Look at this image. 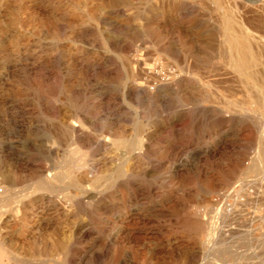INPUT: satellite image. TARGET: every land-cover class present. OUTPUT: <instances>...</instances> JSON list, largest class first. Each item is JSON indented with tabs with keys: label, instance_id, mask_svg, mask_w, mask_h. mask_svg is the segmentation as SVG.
<instances>
[{
	"label": "rangeland",
	"instance_id": "1",
	"mask_svg": "<svg viewBox=\"0 0 264 264\" xmlns=\"http://www.w3.org/2000/svg\"><path fill=\"white\" fill-rule=\"evenodd\" d=\"M228 19L264 38V0H0V264H264Z\"/></svg>",
	"mask_w": 264,
	"mask_h": 264
},
{
	"label": "bare ground",
	"instance_id": "2",
	"mask_svg": "<svg viewBox=\"0 0 264 264\" xmlns=\"http://www.w3.org/2000/svg\"><path fill=\"white\" fill-rule=\"evenodd\" d=\"M222 26L224 29V33L221 42L223 45H225V48L228 51L226 55L227 65L232 69H234L240 76L241 75L244 76L243 78L247 79V82L253 83L255 87L264 84V38L257 35L255 36L252 35L251 31L246 29V27L238 28L236 26V22H234L233 19H228L226 22L222 24ZM248 97L250 102H255V100H257L256 98H258V96H256L254 91H250ZM259 149L258 152L256 153V156L257 155L258 156L255 158L253 165L250 168L253 171L257 170L258 167H260L264 162V154L262 153L264 151V148L263 149L259 148ZM77 154L78 153H76V155ZM244 160H245L244 156L241 157L239 159V164H242ZM231 210H232L231 208L228 209V211Z\"/></svg>",
	"mask_w": 264,
	"mask_h": 264
}]
</instances>
